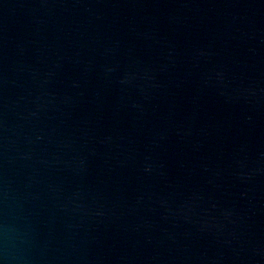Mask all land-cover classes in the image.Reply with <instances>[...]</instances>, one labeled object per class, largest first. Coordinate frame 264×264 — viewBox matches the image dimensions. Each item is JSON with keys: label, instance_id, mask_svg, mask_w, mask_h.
I'll use <instances>...</instances> for the list:
<instances>
[{"label": "water", "instance_id": "obj_1", "mask_svg": "<svg viewBox=\"0 0 264 264\" xmlns=\"http://www.w3.org/2000/svg\"><path fill=\"white\" fill-rule=\"evenodd\" d=\"M0 264H264V0H0Z\"/></svg>", "mask_w": 264, "mask_h": 264}]
</instances>
